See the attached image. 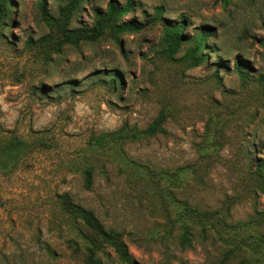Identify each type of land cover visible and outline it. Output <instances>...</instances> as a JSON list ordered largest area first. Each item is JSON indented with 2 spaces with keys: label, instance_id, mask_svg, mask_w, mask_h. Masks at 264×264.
Returning a JSON list of instances; mask_svg holds the SVG:
<instances>
[{
  "label": "rangeland",
  "instance_id": "rangeland-1",
  "mask_svg": "<svg viewBox=\"0 0 264 264\" xmlns=\"http://www.w3.org/2000/svg\"><path fill=\"white\" fill-rule=\"evenodd\" d=\"M12 1L14 24L0 23V145L20 136L30 148L0 170V264H86L64 193L118 234L127 256L106 244L103 264H264V0H135L120 22L141 31L76 46L60 44L67 0H47V14L39 0ZM109 1L84 2L68 30L90 31ZM184 18L170 57L166 27ZM205 26L210 56L194 67L186 53ZM161 112L166 133L145 134Z\"/></svg>",
  "mask_w": 264,
  "mask_h": 264
},
{
  "label": "trees",
  "instance_id": "trees-1",
  "mask_svg": "<svg viewBox=\"0 0 264 264\" xmlns=\"http://www.w3.org/2000/svg\"><path fill=\"white\" fill-rule=\"evenodd\" d=\"M47 0H39L40 8L42 12L47 14ZM88 0H67L63 13L70 21V17L78 12L84 2ZM231 0H222V3L228 4ZM135 0H127L124 5H118L114 0H110L106 11H95V23L90 31L87 28H78L68 30V24L64 20L60 24L63 33V39L60 44H73L74 46L82 41H94L95 38L104 35L105 30H109L112 33L114 40L119 44L121 41L119 36L124 33H135L142 30L141 25L134 24L132 22H120L122 17L129 13L134 5ZM14 2L12 0H0V23L3 28H7L14 23H10V14ZM66 22V23H65ZM188 19L184 18L181 22L169 25L166 27L164 34V43L166 45V52L170 57L177 54L180 46L186 42V36L183 34L184 29L187 26ZM190 25V23H188ZM214 31L212 28L205 26L193 38V46L188 49L186 55L191 58L192 66L198 67L202 64L208 63L209 52H206L208 48L206 46L209 42V38H213ZM29 44L33 41L29 40ZM60 44H55L54 49H57ZM221 61L222 58H217ZM217 66H221L219 63ZM236 68L240 75L243 77L247 73L243 70L240 61L236 62ZM109 79H106V83L111 88H117L122 86V74L116 70H113L109 75ZM168 115L165 112H161L158 118L151 124V126L145 131V134L149 136H156L160 133L165 134L166 130L163 128V124L167 121ZM27 148H30V144L26 139L20 136H11L4 143L0 145V170H10L14 168ZM85 186L91 188L93 185V171L90 168H86L84 171ZM260 192L264 195V184L260 187ZM58 202L60 204L62 212L68 216L72 221L80 226V233L85 240L86 251V264H103L101 259L98 258V253L103 249V246L110 244L114 246L122 256H127L124 251V246L119 240L118 234L113 230L107 229L101 221L98 219L94 211L87 209L80 204L76 203L69 193L58 195ZM264 212V211H263ZM200 215V214H199ZM207 217V216H205ZM264 219V214H262ZM197 225L201 227L200 236L204 241L209 239V227L198 221ZM193 236L191 224L183 225L182 244L183 246H191Z\"/></svg>",
  "mask_w": 264,
  "mask_h": 264
}]
</instances>
